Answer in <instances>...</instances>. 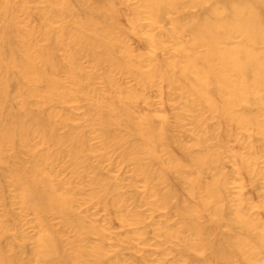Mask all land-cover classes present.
<instances>
[{"label": "bare ground", "instance_id": "obj_1", "mask_svg": "<svg viewBox=\"0 0 264 264\" xmlns=\"http://www.w3.org/2000/svg\"><path fill=\"white\" fill-rule=\"evenodd\" d=\"M0 264H264V0H0Z\"/></svg>", "mask_w": 264, "mask_h": 264}]
</instances>
